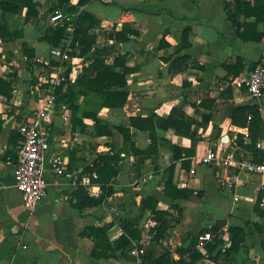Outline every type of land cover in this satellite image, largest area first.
Instances as JSON below:
<instances>
[{
    "label": "crops",
    "instance_id": "1",
    "mask_svg": "<svg viewBox=\"0 0 264 264\" xmlns=\"http://www.w3.org/2000/svg\"><path fill=\"white\" fill-rule=\"evenodd\" d=\"M35 1V20L11 19L22 36L0 38V76L13 77L10 95L0 93L4 97L0 99V264H134L130 253L134 245L144 248V264L193 260L194 264H264V208L258 205L264 175L245 178L242 174L238 181L233 179L242 159L254 160L246 147L250 144L247 126L232 121L234 109L255 104L264 120V92L255 99L237 84L257 62L264 65V22L258 21L254 30L263 33L260 39L250 36L244 41L228 17V11L237 14L240 30L254 22V15L234 10L240 2L252 0H89L80 6L78 12L88 11L96 20L88 30L95 36L92 49L113 45L107 63L118 54L127 55L128 96L122 107H102L97 113L108 123L110 135L98 134L92 118L82 115L83 95L76 101L82 130L74 129L68 103L64 99L55 103L45 158L47 190L36 209L29 211L15 187L13 166L22 139L19 120L36 105L35 86L46 74V67L36 58L50 57L60 67L61 93L93 61L91 51L80 54L81 46L73 42L74 23L69 38L64 36L57 46L40 39L47 26L57 25L49 22V14L56 9L63 12V8L51 9L57 0L51 5L47 0ZM124 23L137 34L128 33L127 41L115 42L109 32L119 31ZM55 47L67 48L66 58L50 56ZM124 66L114 70L123 72ZM95 73L91 69L89 75ZM173 107L178 111L171 124L164 127L157 122L155 160L145 155L150 144L147 131L130 127L126 138L113 128L129 127L130 116L151 112L166 119ZM131 140L143 154L132 151ZM173 145L186 150L177 161ZM112 148L120 156L119 171L111 183L113 193L96 206L74 207L73 192L82 185L83 170L97 154ZM210 151L220 158L202 162ZM227 151L233 160L222 159ZM55 154L65 161L61 174L50 164ZM182 161L188 165L182 166ZM174 162L173 182L193 190L188 197L163 193L166 167ZM153 209L172 217L159 240L152 239V228L157 225ZM124 219L135 222L138 230L126 250L114 246L124 233ZM104 225H108V256L93 255V237L83 231ZM204 232L212 238L197 247L198 236ZM235 239H240L239 247L231 251Z\"/></svg>",
    "mask_w": 264,
    "mask_h": 264
},
{
    "label": "trees",
    "instance_id": "2",
    "mask_svg": "<svg viewBox=\"0 0 264 264\" xmlns=\"http://www.w3.org/2000/svg\"><path fill=\"white\" fill-rule=\"evenodd\" d=\"M88 1L89 0H57L55 5L51 6V9L63 8L64 20L55 26H47L40 39L46 41L51 46H57L60 40L66 36V26L69 23H74L73 42H76V44L81 46L80 54H85L91 51L93 61L88 66L83 67L82 72L78 75L75 83L68 84L67 91L63 93H61L62 81L56 89L57 94H59L56 97V102L64 99V102L68 103L71 110V122L74 129L79 127L82 130L84 123L81 118L78 117V110L80 107L77 105L76 101L78 96L83 95L84 111L82 112V115L84 117L92 118L98 134L110 135L111 129L108 123H104L103 120L97 116V113L102 107H122L125 104L128 96V89H126V74L128 73L129 68L124 66L127 55L118 54L111 63H107L106 56L110 54L113 45H102L92 49V45L95 42V36L88 33V30L96 20L88 11L82 10L78 12L79 7L83 6ZM234 10L242 11L247 16H255L254 22L246 24V27L244 26L243 29L240 30L241 23L237 22V14L233 11H228V17L235 26V32L238 36L244 41L249 40L250 36L256 40L260 39L263 33L254 30L256 29L258 21L263 20L264 22V0H252V3L249 1L240 2ZM37 16L38 8L35 0H0V38L22 36V30L16 29L13 26L14 22L11 19L14 17L16 18L15 22L22 17L23 22L28 23L35 20ZM128 33L137 34V30L132 28L128 23H124L119 31H110L109 35L115 42H122L128 40ZM26 53L28 56L32 55V53ZM118 65L124 66L123 72H117L114 70V67ZM91 69H95L96 71L94 76L89 75ZM12 82L13 77L5 79L0 76V93L9 96L12 90ZM176 111H178V109L173 107L170 115L166 119L157 117L153 112L146 116H130L129 127L114 125L113 128L122 133L126 138L129 136L130 127L147 131L150 138V144L145 150V155H148L155 160L158 153V137L156 134L157 122H159L158 124L160 126L167 127L171 124L173 118H175ZM232 121L235 124L247 126L250 136V144L246 147L253 152L255 162L263 161L264 151L255 146V141L260 137H264V120L257 105H239L234 109ZM182 124L185 126V122H182ZM174 128L178 132H181V130H178L175 126ZM190 136H192V134H190ZM129 143L132 151L137 154L144 153V151H141L134 146L132 140ZM172 150L175 161L180 159V152L186 151L174 145L172 146ZM119 160V152H116L113 148L111 151L96 155L91 165L85 167L83 173H91L92 171L96 172L97 177L92 178V181L99 185L101 192L98 196H91L87 188L80 185L73 192L74 207L83 209L96 206L101 204L107 196H110L113 193L111 183L118 174ZM187 163L188 162L182 161L181 165L187 166ZM174 169L175 162L166 167V178L163 181V193L172 198L188 197L193 194V190L179 188L175 185L173 182ZM153 211L156 216L157 225L152 228V239L159 240L164 237L166 231L170 228L172 217L164 210L153 209ZM134 223L135 222L129 219L122 220L121 225L124 233H122L114 242L116 248L122 247L126 250L130 247V238H135L136 234H138V230L133 227ZM107 227L108 225L89 226L84 229L83 233H87L93 237V255L100 256L104 254L105 256H108L105 251L106 245H110L106 234ZM239 243L240 239H235L231 251H236L239 247ZM97 249L99 250L97 251ZM198 256L199 254L194 256V259ZM193 262L194 260L191 263L184 261H171L168 262V264H194Z\"/></svg>",
    "mask_w": 264,
    "mask_h": 264
},
{
    "label": "built area",
    "instance_id": "3",
    "mask_svg": "<svg viewBox=\"0 0 264 264\" xmlns=\"http://www.w3.org/2000/svg\"><path fill=\"white\" fill-rule=\"evenodd\" d=\"M49 22L52 24L61 23L64 20L62 11L56 9L48 16ZM73 27L69 23L65 38H69ZM67 48L55 47L50 49V56L63 60L66 58ZM36 60L42 63L45 69V78L39 80L35 89L37 90L36 105L26 114H24L18 123V130L22 135V139L18 146L15 163L13 166V176L15 187L19 191L22 203L29 211H34L38 202L47 190V180L45 178V158L49 149V123L52 108L56 103V87L60 85V67L51 60L50 57L38 56ZM243 86L244 91L251 97L259 99L264 92V65L257 62L255 66L237 82ZM0 99L4 97L0 95ZM78 133L74 134V140H77ZM255 145L264 148V137H260L255 141ZM218 156L214 151L208 152L201 160L204 163L218 160ZM222 159L224 161L233 160L231 152L227 151ZM52 169L61 174L65 170L64 159L55 154L50 159ZM193 173L194 171L191 170ZM245 178L249 175H264V159L261 162H255L251 158L242 159L239 162V172L233 175V179L238 181L241 175ZM95 171L85 173L81 176L80 183L85 186L91 196H98L101 192L99 185L92 181L96 178ZM237 199V197H234ZM258 205L264 208V181L260 182V196ZM212 238L210 232H204L198 236L197 247H203L207 241ZM130 253L134 255V264H144L145 250L139 245H134L130 249Z\"/></svg>",
    "mask_w": 264,
    "mask_h": 264
},
{
    "label": "rangeland",
    "instance_id": "4",
    "mask_svg": "<svg viewBox=\"0 0 264 264\" xmlns=\"http://www.w3.org/2000/svg\"><path fill=\"white\" fill-rule=\"evenodd\" d=\"M54 1H55V0H47V2H48L47 4H48V5H51ZM48 5H47V6H48Z\"/></svg>",
    "mask_w": 264,
    "mask_h": 264
}]
</instances>
